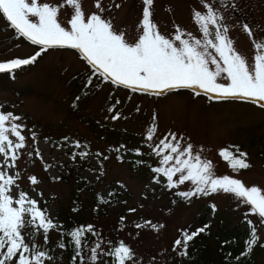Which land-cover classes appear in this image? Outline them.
Returning a JSON list of instances; mask_svg holds the SVG:
<instances>
[{"label": "rangeland", "instance_id": "1", "mask_svg": "<svg viewBox=\"0 0 264 264\" xmlns=\"http://www.w3.org/2000/svg\"><path fill=\"white\" fill-rule=\"evenodd\" d=\"M42 2L61 5L63 0ZM205 2L222 17L219 24L228 28L233 47L252 65L256 54L253 41L264 44V0H153L151 19L167 37L179 26L184 38H188V33L202 38L193 11L206 12ZM95 3L96 0H81L86 17L99 13ZM100 3L105 11L99 14L111 20L114 30L122 31L129 43H134L137 24L142 19L141 0H100ZM69 19L70 9L65 6L58 20L69 27ZM244 24L251 29V37L244 31ZM36 51L34 45L15 36L0 15V61L27 58ZM92 74L76 50L50 49L34 64L9 74L8 83L0 82V110L20 116L18 123L25 126L22 133L26 137L25 147L17 152L16 167L8 169L15 176L11 194L15 197L22 189L27 190L30 198L38 201V207L45 200L49 215L58 226H67L66 214L75 219V225H91L94 238L86 260L91 255L90 249L99 244L97 264H104L101 257L107 252L111 238L129 243L133 258L126 264H222L215 255L218 242H225L236 231L243 242L249 237L245 222L248 206L239 204L231 194L194 197L190 202L178 197L177 191L188 190L191 185L167 188V179L151 170L160 166V158L153 155L151 147L164 135L176 133L178 138L183 137L182 146L191 143L194 151L202 149V158L213 162L217 176L227 174L246 186L264 189V108L243 100L210 99L209 95L203 92L196 95L191 89L163 95L133 92ZM90 77L93 83L86 88ZM113 105L115 108L110 112L108 109ZM116 112L121 118L113 120ZM154 113L157 134L153 141L146 142L145 130ZM32 132L36 133L35 140ZM118 132L129 134L134 140L131 147L140 148L142 155L127 151L130 144L125 137L118 138ZM77 141L79 148L74 146ZM122 141L126 149L117 152L115 149ZM228 145H238L241 152L247 153L251 167L234 172L218 155ZM37 149L40 155L36 154ZM82 151L89 155L81 158ZM73 153L77 154L75 159ZM147 159L153 167L146 166ZM137 160L145 163L137 164ZM4 163L0 157V165ZM33 176L36 184L29 179ZM111 186L123 191L115 202L105 197ZM211 204L216 206L215 213ZM248 219L256 224L260 238L252 251L256 252L257 263L264 264V247L260 246L264 244V226H260L255 215ZM153 224L158 227L154 229ZM205 225L209 226L207 230L190 242L188 255L181 256L180 249H174V241L183 239L180 230L191 233ZM24 235L27 243L31 245L34 241L39 250L53 258L44 264H68L64 248L57 246L60 242L57 229L49 231L47 243L42 231L36 235L26 231Z\"/></svg>", "mask_w": 264, "mask_h": 264}, {"label": "snow or ice", "instance_id": "2", "mask_svg": "<svg viewBox=\"0 0 264 264\" xmlns=\"http://www.w3.org/2000/svg\"><path fill=\"white\" fill-rule=\"evenodd\" d=\"M141 2L143 11L142 19L137 24V38L134 43H129L122 31L118 33L114 30L111 20L99 14L105 11L100 0L95 3L99 13L93 12L87 17L81 0H63L61 5H50L42 0H0V15L5 18L9 27L32 45L39 46V50L30 57L0 61V73L14 74L23 66L34 64L50 49H73L95 70L92 75L133 92L163 95L173 89H191L196 95L201 92L209 95L210 99L243 100L264 108V44L253 41L256 54L254 63L249 65L233 47L228 28L219 24L222 17L206 2V12L193 11V20L199 26L202 38H196L191 33L187 34L188 38H184L185 33L179 26H176L171 37H167L160 33L151 19L153 0ZM65 6L70 9V19L67 21L69 27L63 26L58 20L59 13ZM243 29L249 37L252 36L247 24L243 25ZM92 83L90 77L85 87ZM116 104H119V100ZM114 108L115 105L108 110L112 112ZM136 110L139 111V107ZM111 118L118 120L121 115L116 112ZM21 119L11 111L0 110V157L5 161L0 165V264H44L45 260L53 258L39 250L34 241L31 245L27 243L24 233L31 231L32 235H36L42 231L47 243L49 231L56 229L58 225L47 216V209L38 207V201L30 198L26 192L19 191L15 197L11 194L15 176L9 174L8 169L16 167L17 152L26 143V137L22 134L25 126L18 123ZM156 134L154 113L151 124L145 130V141H153ZM31 135L35 140L36 133L32 132ZM64 140L67 141V137ZM182 140L183 137L178 138L176 133H168L160 138L151 147L153 155L160 158V166L151 170L167 179L166 187L169 189L189 183L191 187L188 190L175 193L185 201L223 193L231 194L239 204L248 206L245 222L249 227V237L245 241V249L234 258V262L229 259V264H239L241 258L250 255L253 247L259 243L257 226L248 217L257 216L260 226H264V189L257 185L246 186L240 179L227 174L217 176L213 162L202 158V149L194 151L191 143L182 146ZM74 146L81 147L78 141ZM122 149H126V146L120 145L115 150L120 152ZM126 150L136 156L142 155L140 148ZM36 154L40 155L39 149ZM88 155L83 151L79 153L81 158ZM218 155L234 172L251 167L247 153L241 152L238 145H228L220 149ZM76 156V153L72 154L73 159ZM136 163L145 162L137 160ZM29 179L32 184L38 182L34 176ZM156 182L159 183V180ZM210 207L215 213L216 206L211 204ZM151 227L155 229L158 226L153 224ZM208 227L205 225L191 233L181 229L183 239L174 241V249H180L179 254L187 256L190 242ZM85 232L92 233V226H80L67 232L72 248L71 264H77V260L79 264H97L99 244L90 249L91 255L87 260L82 255L86 247L83 243ZM63 236L61 233L62 238L57 245L62 249L67 246ZM260 246L264 247V244ZM107 255L112 258V264H126V261L133 258L131 249L123 241Z\"/></svg>", "mask_w": 264, "mask_h": 264}, {"label": "trees", "instance_id": "3", "mask_svg": "<svg viewBox=\"0 0 264 264\" xmlns=\"http://www.w3.org/2000/svg\"><path fill=\"white\" fill-rule=\"evenodd\" d=\"M4 18V17H3ZM5 20V18H4ZM6 22V20H5ZM6 26L8 28L11 29L12 33L17 36V37H20L22 40H24L25 42H28L30 43L29 41H27L26 39H24L23 37L19 36L14 29H12L11 27H9L8 25V22H6ZM36 50L38 51L39 50V46H36L34 45ZM79 53V52H78ZM80 54V53H79ZM81 56V54H80ZM86 62V61H85ZM87 64V62H86ZM87 67L89 68V70H91L92 72H94L95 70L92 69L91 65H88L87 64ZM5 74V75H4ZM8 75L7 73H0V79H4L5 80H0L1 83H8L7 82V79H8ZM85 86V85H84ZM83 86V87H84ZM87 88V87H86ZM175 90H179V89H173V90H170V91H167L165 92L164 94H167L169 92H172V91H175ZM77 113H79V111L75 110ZM79 115L80 117H84V118H87L85 116H82L81 114H77ZM94 126H98L94 123ZM108 132L110 134H113L114 131L113 130H108ZM105 136H108L106 133H105ZM118 138H123L125 137L126 140H128L129 144H130V147L133 146L134 144V140H131L130 139V135L129 134H122L120 135L119 132H118ZM124 141L122 142H119L118 144L119 145H122ZM130 149H133L132 147ZM96 156V154H94ZM136 169H138V166H135L133 165ZM146 166H152L153 167V164L147 159L146 160ZM150 167V168H152ZM21 191H24L28 194L29 196V193L27 190H24L22 189ZM123 191L119 188H117L116 186H111L109 188V191L105 193V197L109 198L111 200V202H115L121 195H122ZM30 197V196H29ZM45 203L46 201L43 200L41 201L39 207L43 210V209H47V207L45 206ZM205 211H207V209H205ZM47 216L49 218L52 219V217L49 215V211L47 209ZM65 219L68 221V224L67 226L63 227L61 225H59L56 229L59 231V241H61V233L64 234L63 236V239H64V242L65 244L67 245L64 250H65V253H66V257H67V260H68V264H71L72 262V248L69 244V240H70V237L67 236V232L68 230H71V229H74V228H79L80 226H84L85 228L87 226L83 225V224H79V225H75V219L73 217H71L69 214H66L65 215ZM53 220V219H52ZM54 221V220H53ZM240 232H235L234 234L231 233V235L229 236V239L227 240H224V241H234V243H227L225 244L224 242L220 241L218 242V245L216 246V250H215V255L220 259V262L222 264H229V259L232 260L234 262V258L236 256H239L241 252L244 251L245 249V242L242 241L241 237H240ZM93 232L92 233H89V232H85L84 233V245H86V247H84V250L82 252V255L85 257L86 259V254L88 252V248H89V245L92 243L93 241ZM225 238V236L223 235L222 236V240ZM220 240V239H219ZM123 241L125 243V245H127L129 248H130V245L128 242L124 241V240H116V239H113L111 238L109 243L107 244V252L103 254V257L101 258H104V264H112V258L110 256L107 255V253L109 251H111V249L114 247V246H118L119 243ZM222 243V244H220ZM228 254H231L229 258L226 259V257L228 256ZM109 257L111 260H108ZM77 264H79V260H77ZM239 264H258L257 263V260H256V252L255 251H252L250 255H248L246 258H241Z\"/></svg>", "mask_w": 264, "mask_h": 264}]
</instances>
